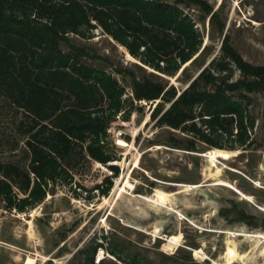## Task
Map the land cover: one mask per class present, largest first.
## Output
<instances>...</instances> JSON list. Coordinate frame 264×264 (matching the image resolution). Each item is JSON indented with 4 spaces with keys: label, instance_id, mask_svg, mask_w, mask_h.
Instances as JSON below:
<instances>
[{
    "label": "trees",
    "instance_id": "obj_1",
    "mask_svg": "<svg viewBox=\"0 0 264 264\" xmlns=\"http://www.w3.org/2000/svg\"><path fill=\"white\" fill-rule=\"evenodd\" d=\"M208 17L209 39L221 38L217 51L204 44L197 25ZM97 28L123 46L141 72L114 70L131 78L130 97L112 73L88 63L101 57L71 37L90 39ZM263 92L264 65L243 58L205 0H0V96L21 115L17 133L28 153L26 167L0 162V205L21 213L36 208L61 180L72 182L73 165L82 161L108 166L111 175L95 186L108 195L119 175L108 165L116 160L110 125L117 117L128 121L135 103L156 102L150 117L171 130L170 147L254 149L251 95ZM219 214L264 229V220L236 204ZM101 246L79 251L83 264H95ZM109 252L123 264H154L114 242Z\"/></svg>",
    "mask_w": 264,
    "mask_h": 264
},
{
    "label": "rangeland",
    "instance_id": "obj_2",
    "mask_svg": "<svg viewBox=\"0 0 264 264\" xmlns=\"http://www.w3.org/2000/svg\"><path fill=\"white\" fill-rule=\"evenodd\" d=\"M205 1L220 13L225 32L243 58L264 65V0ZM190 13L197 20L198 6ZM197 25L204 44L217 51L221 38L215 34L209 39V17ZM71 37L101 57L88 63L112 73L126 88L125 97L132 96L131 78L114 72L132 69L141 75L123 46L101 28L94 29L90 39ZM169 79L178 84L176 77ZM251 97L256 146L213 164L207 147L192 153L167 145L171 130L156 127L150 117L156 102L135 103L128 121L117 117L110 125V153L116 160L108 165L117 166L119 175L109 194L95 189L111 175L108 166L82 161L73 163L72 182L61 180L36 208L21 213L0 205V264H27L28 259L33 264H83L80 252L100 243L95 264H123L109 252L113 242L154 264L222 263L229 245L243 254L233 264H264V229L248 227L232 219L233 214L230 219L219 214L236 204L258 223L264 220V92ZM19 117L0 96V162L26 167L25 139L17 133ZM119 139L127 144L119 145ZM157 190L165 195L162 204L151 200ZM171 235H181L180 241L170 243Z\"/></svg>",
    "mask_w": 264,
    "mask_h": 264
},
{
    "label": "bare ground",
    "instance_id": "obj_3",
    "mask_svg": "<svg viewBox=\"0 0 264 264\" xmlns=\"http://www.w3.org/2000/svg\"><path fill=\"white\" fill-rule=\"evenodd\" d=\"M118 143L121 146H124V145L127 144L122 139H119V142ZM237 153H238V151H226V150H220V149H210V150H208L207 155H208V158L210 159V161L213 164L219 158L220 159H229L231 156L236 155ZM151 200L154 201L155 203L162 204V203H164V201L166 200V198H165V195L161 191L157 190L156 194L154 196H152V199ZM257 236H260L261 237V235H257ZM167 239L169 240L170 243L176 244V243H178L180 241L181 235H171V236H168ZM242 256H243V254H239L236 251L235 247H231L229 245L227 247V249H226V253H225V257H224V262L219 263V262H216L214 260L213 263L214 264H233L238 259H243ZM27 264H33V261L30 260V259H28L27 260Z\"/></svg>",
    "mask_w": 264,
    "mask_h": 264
},
{
    "label": "water",
    "instance_id": "obj_4",
    "mask_svg": "<svg viewBox=\"0 0 264 264\" xmlns=\"http://www.w3.org/2000/svg\"><path fill=\"white\" fill-rule=\"evenodd\" d=\"M213 57H214V56H213ZM213 57H212V58H213ZM212 58L207 62V64H209V62L212 60ZM207 64H206V65H207ZM206 65H205V66H206ZM186 87H187V86H186ZM168 107H169V106H168Z\"/></svg>",
    "mask_w": 264,
    "mask_h": 264
},
{
    "label": "built area",
    "instance_id": "obj_5",
    "mask_svg": "<svg viewBox=\"0 0 264 264\" xmlns=\"http://www.w3.org/2000/svg\"><path fill=\"white\" fill-rule=\"evenodd\" d=\"M99 261V260H98Z\"/></svg>",
    "mask_w": 264,
    "mask_h": 264
}]
</instances>
